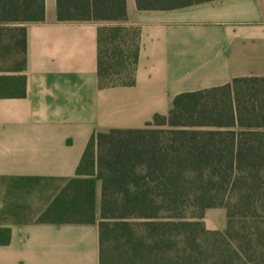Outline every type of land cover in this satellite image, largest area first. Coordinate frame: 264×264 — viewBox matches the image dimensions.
Listing matches in <instances>:
<instances>
[{
  "label": "trees",
  "instance_id": "obj_1",
  "mask_svg": "<svg viewBox=\"0 0 264 264\" xmlns=\"http://www.w3.org/2000/svg\"><path fill=\"white\" fill-rule=\"evenodd\" d=\"M212 1L217 0L136 3L140 11H167ZM105 4L95 0L91 8L86 0H57L58 19L127 18L125 0ZM44 19L45 0H0V52L21 57L13 70L0 68V99L25 97L22 25ZM138 38V31L122 28L99 31L101 87L134 86ZM97 182L101 264H196L204 246L210 264H264V78L181 94L167 116L155 115L145 128L94 134L76 177L38 221L95 223ZM218 208L226 211V229L207 230L205 213ZM241 219L251 222V233L236 224ZM9 240L10 232L1 230L0 243ZM179 243L182 253H175Z\"/></svg>",
  "mask_w": 264,
  "mask_h": 264
},
{
  "label": "crops",
  "instance_id": "obj_2",
  "mask_svg": "<svg viewBox=\"0 0 264 264\" xmlns=\"http://www.w3.org/2000/svg\"><path fill=\"white\" fill-rule=\"evenodd\" d=\"M125 4L122 21H59L57 0H45L44 21L22 25L26 95L0 99V231L10 232L0 264H101V182L95 223L38 221L76 177L92 136L145 128L155 115L167 116L178 95L264 78V0L167 11ZM102 28L138 31L134 86H100ZM209 210L206 229L225 230L227 219L217 227Z\"/></svg>",
  "mask_w": 264,
  "mask_h": 264
},
{
  "label": "rangeland",
  "instance_id": "obj_3",
  "mask_svg": "<svg viewBox=\"0 0 264 264\" xmlns=\"http://www.w3.org/2000/svg\"><path fill=\"white\" fill-rule=\"evenodd\" d=\"M7 38V37H6ZM5 38V39H6ZM11 44V42L6 41L5 42V46H9ZM5 48V47H4ZM21 60V57L15 56L14 51L9 52L7 49L6 51H2L0 52V68L4 71H11L15 68V65L17 64V62H19ZM210 214H213L215 216V223L217 225V227H220L221 225H223V217H225V222H226V211L225 209H212L209 210ZM237 225H241L245 228V233H251L252 232V224L249 220H245V219H241L238 220V222L236 223ZM227 226V223L225 224ZM224 231V230H223ZM242 232V231H240ZM236 234L239 236L240 234L238 232H236ZM183 250V245L182 244H177V247L174 249V252H178L180 251V253H182ZM222 250H225V253L230 256L232 255V251L230 250V248L227 246H224V248H222ZM221 250V251H222ZM202 251L204 252L203 257H201V261L199 263L196 264H210L207 263V260L209 258V252L206 251V247L204 246Z\"/></svg>",
  "mask_w": 264,
  "mask_h": 264
}]
</instances>
